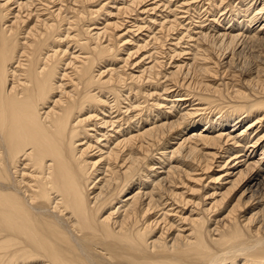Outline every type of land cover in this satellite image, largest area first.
Masks as SVG:
<instances>
[{
  "label": "bare ground",
  "instance_id": "bare-ground-1",
  "mask_svg": "<svg viewBox=\"0 0 264 264\" xmlns=\"http://www.w3.org/2000/svg\"><path fill=\"white\" fill-rule=\"evenodd\" d=\"M148 1L0 0V264H264V0Z\"/></svg>",
  "mask_w": 264,
  "mask_h": 264
},
{
  "label": "rangeland",
  "instance_id": "rangeland-1",
  "mask_svg": "<svg viewBox=\"0 0 264 264\" xmlns=\"http://www.w3.org/2000/svg\"><path fill=\"white\" fill-rule=\"evenodd\" d=\"M153 0H149L148 1V4H149V2H152ZM126 22H124L126 25H127V28H129V26H130V24H131V20H132V18H126ZM130 23V24H129ZM260 23L261 22H258V24H255L254 25V28H256L257 30L258 29H260L261 28V26H260ZM125 24L123 25V29H124V31L126 30L125 29ZM129 24V25H128ZM99 26H102V25H99ZM135 34H136V32H134ZM138 34V33H137ZM255 46H257V47H255ZM254 47H252V48H248V49H245L246 51H245V53H244V56H241L240 57V59H241V61H243L245 58L249 61V60H253V59H261L262 61L264 60V46H260V45H255ZM253 49V50H252ZM258 55H260V57H258ZM257 56V57H256ZM245 57V58H244ZM255 155V154H254ZM255 156H257V154L255 155Z\"/></svg>",
  "mask_w": 264,
  "mask_h": 264
}]
</instances>
